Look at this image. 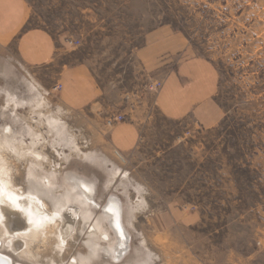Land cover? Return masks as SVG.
I'll return each mask as SVG.
<instances>
[{
  "label": "rangeland",
  "instance_id": "obj_1",
  "mask_svg": "<svg viewBox=\"0 0 264 264\" xmlns=\"http://www.w3.org/2000/svg\"><path fill=\"white\" fill-rule=\"evenodd\" d=\"M28 3L24 29L13 41L0 39V133L10 129L17 146L41 154H2L15 185L29 188L28 166L36 161L39 172L57 171L58 191L70 175L91 182L96 204L85 229L81 217L72 221L76 230L62 257L52 240L33 246L38 264L50 258L70 264L88 253L89 226L110 198L122 205L129 247L119 260L102 249L89 264H264V0ZM160 26L187 38V55L214 65L221 117L212 126L189 116L166 119L156 107L167 83L144 74L136 54L146 33ZM31 30L48 34L22 42ZM34 41L42 42L39 51ZM73 73L96 85L90 105H69ZM143 92L149 105L130 113L138 144L121 153L110 135L128 118L107 121L122 114L119 108L138 104ZM104 226L117 237L110 221ZM0 254L36 264L8 246L1 245Z\"/></svg>",
  "mask_w": 264,
  "mask_h": 264
},
{
  "label": "bare ground",
  "instance_id": "obj_2",
  "mask_svg": "<svg viewBox=\"0 0 264 264\" xmlns=\"http://www.w3.org/2000/svg\"><path fill=\"white\" fill-rule=\"evenodd\" d=\"M1 131L0 246H8L20 257H25L38 264V255L33 250V246L35 247L40 242L52 240V251L54 250L55 254L61 256L69 245L68 242L73 234L72 232L76 230L72 221L76 217H81L82 229L89 223L88 220L92 216L90 207L96 205L93 199L94 187L88 184L91 182L87 181V183L81 181V178L78 179L76 175H70L66 178L67 188L64 192L58 191L57 171L39 172L37 170L40 167L39 162L36 161L28 166L29 188L23 189L22 186L15 185L12 181L13 177L10 173L9 163L2 154L3 150H11V152L18 153V155L31 154L33 158L41 153L39 152V154L33 148L21 149L14 143V136L10 129L3 128ZM71 204H75L77 208ZM121 212L122 205L120 201L116 198L108 199L105 206H103V213L99 219L94 224H90V230L88 228V253L85 255L79 254V257L74 256L75 260L73 259V262L69 263L89 264L93 258L100 255L102 249L111 255L113 259H121L126 254L129 247L128 242L130 241L121 220ZM104 220L110 221L117 237L111 239L110 233L104 229ZM95 235L99 239L110 240L111 242L108 244L111 245L102 246L101 241H98ZM11 261L13 264H28L24 262L14 263L10 256L0 254V264H11ZM47 264H58V261L55 258H50Z\"/></svg>",
  "mask_w": 264,
  "mask_h": 264
},
{
  "label": "crops",
  "instance_id": "obj_3",
  "mask_svg": "<svg viewBox=\"0 0 264 264\" xmlns=\"http://www.w3.org/2000/svg\"><path fill=\"white\" fill-rule=\"evenodd\" d=\"M30 14L31 6L28 0H0V39L13 41L28 23ZM31 34L43 40L48 32L31 30L29 33H23L22 42L28 41V35ZM39 45L43 47L42 42H35V51L40 50ZM188 46L187 38L181 33L175 32L171 27L160 26L146 33L144 44L136 54V63L144 74L153 75L155 80L167 83V86L158 90L155 101L156 107L166 119L182 121L189 116V119L199 126H212L221 117V110L215 104L218 81L216 71L214 65L205 58L187 55ZM179 53H183V56ZM45 55L47 56V53ZM172 60H176L174 62L177 65L170 64ZM72 80L76 85L65 93L69 105L74 108L90 105L96 99V85L86 82V79L81 80L75 73ZM85 86L86 91L83 93ZM142 96L138 104L118 109L128 119L127 122L114 127L110 142L121 153H128L138 144L139 127L130 113L149 105L150 99L145 92Z\"/></svg>",
  "mask_w": 264,
  "mask_h": 264
},
{
  "label": "built area",
  "instance_id": "obj_4",
  "mask_svg": "<svg viewBox=\"0 0 264 264\" xmlns=\"http://www.w3.org/2000/svg\"><path fill=\"white\" fill-rule=\"evenodd\" d=\"M61 88V85L55 86V89ZM125 119V116L123 114H113L111 117L108 119L107 123L109 126H111L115 122H120Z\"/></svg>",
  "mask_w": 264,
  "mask_h": 264
}]
</instances>
